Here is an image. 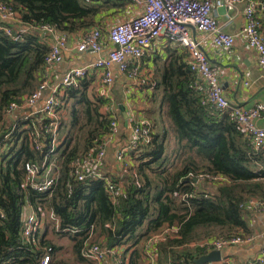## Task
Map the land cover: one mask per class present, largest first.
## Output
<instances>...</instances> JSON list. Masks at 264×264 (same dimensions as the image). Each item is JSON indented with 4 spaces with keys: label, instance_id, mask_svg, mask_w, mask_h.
<instances>
[{
    "label": "trees",
    "instance_id": "1",
    "mask_svg": "<svg viewBox=\"0 0 264 264\" xmlns=\"http://www.w3.org/2000/svg\"><path fill=\"white\" fill-rule=\"evenodd\" d=\"M5 1L17 11L19 23L12 26L18 38L0 28V264H40L49 248L50 264H62L51 258L59 248L51 241L36 237L35 247L22 241L25 205L53 211L59 219L57 231L70 237L79 264H95L81 254L90 227L102 248L122 246L120 264H149L145 241L165 227L177 230L154 246V264H196L194 260L208 252L203 245L207 239L251 233L248 201L263 193L264 183L257 180L264 179V146L254 148L230 110L206 101L203 81L189 68L186 53L176 50L163 67L164 112L177 134L178 154L199 161L191 159L172 173L166 166L163 138L151 134L112 170L105 171L104 160L100 178L76 179L72 162L111 133L112 121L100 111L108 98L99 90L89 91L90 81L84 76L64 95L71 103L69 121L60 122V142L52 152L57 162L55 186L38 192L26 185L24 163L41 161L44 151L34 148L31 131L48 120L32 116L11 121L5 109L21 102L43 80L50 47L36 27L49 24L66 33L91 29L102 1ZM41 137L48 143L51 135L42 132ZM199 173L226 180L212 192L198 190L187 204L180 194L193 189L191 182ZM107 180L123 185L116 202L106 190Z\"/></svg>",
    "mask_w": 264,
    "mask_h": 264
},
{
    "label": "built area",
    "instance_id": "2",
    "mask_svg": "<svg viewBox=\"0 0 264 264\" xmlns=\"http://www.w3.org/2000/svg\"><path fill=\"white\" fill-rule=\"evenodd\" d=\"M126 1L138 6L141 12L137 16L129 17L123 21L115 23L107 32L106 38L112 45L107 54L99 57L93 63L83 67H73L68 69L62 76L61 82L51 88V93L46 97L42 106L35 112H29L24 118L32 117L34 114L40 119H47L48 123L41 129L33 127L32 143L36 150L43 151L41 161L31 160L24 163L26 172L25 184L38 192H49L57 182V162L52 156L56 145L60 142V115L63 106L67 102L65 92L70 87H77L79 79L87 74L89 67L101 71L100 94L110 98L111 88L114 82L110 70L111 65H116L129 77L137 75V67L132 63L139 60L147 47H149L158 37L164 36L170 42L178 43L184 47L188 53L187 62L189 68L202 79L205 85L206 101L218 109L230 110L231 116L237 122L242 132L249 139L254 148L264 146V125H258L256 120L264 116V104L259 103L251 108H243L231 105L224 96L218 81L216 69L210 65L206 54L201 49L200 41L191 34V28L198 32L206 33L212 40L215 47L223 49L231 54L235 42V34L222 30L216 17L212 14L215 7L224 6L225 9L237 10V4L245 2L243 8L244 24L241 33L246 40L247 46L254 50L258 57V63L264 69V0H118ZM0 21L3 23L0 28L8 35L18 38V34L13 33L12 26L19 21L17 11L5 0H0ZM39 32L51 37L50 49L44 57V68H48L62 60V51L67 47V39L63 33L49 24H42L36 27ZM103 48V34L99 28H91L86 31L79 43L78 51L99 52ZM46 88L45 81L28 95L24 96L21 102H11L5 109L7 115H12L16 108L33 107L39 99L41 93ZM39 122V121H38ZM131 127V138L123 146H120L115 153V160L119 163L124 161L127 154L139 142L147 143L152 134L151 123L145 118H135L129 116ZM111 133L106 136L96 147L80 154L73 162L74 176L78 180L92 176L100 178L102 176L100 168L103 166L106 145L108 138L117 131L114 119L111 121ZM45 133H49L51 138L48 143L42 140ZM46 147V148H45ZM45 148V149H44ZM1 149V147H0ZM206 175L199 173L194 176V180L205 178ZM208 181L222 182L226 179L219 174L206 177ZM196 182H191L192 190L180 194L182 201L188 204V199L198 192ZM106 190L113 202L123 192L121 183L106 181ZM248 205L251 210L264 211V198H250ZM47 212L49 218L59 230V219L50 209L34 210L22 219L21 239L27 244H36V233L43 225ZM73 229L72 231H75ZM93 228L90 227L88 237L85 239L81 254L95 263H99L105 256L112 258L113 264H120L122 246L114 248H102L93 239ZM176 227H165L153 233L145 241L147 261L149 264L155 263L154 246L168 236L176 232ZM252 234L232 235L229 237H218L207 239L203 242L207 251L222 249L236 244H248L253 240ZM50 251V248L48 249ZM42 255L40 264H48L50 261L49 252ZM257 264H264V248L260 250L256 258ZM227 264V263H226ZM248 264H253L249 262Z\"/></svg>",
    "mask_w": 264,
    "mask_h": 264
},
{
    "label": "crops",
    "instance_id": "3",
    "mask_svg": "<svg viewBox=\"0 0 264 264\" xmlns=\"http://www.w3.org/2000/svg\"><path fill=\"white\" fill-rule=\"evenodd\" d=\"M101 1V9L96 16V25L93 28H99L103 34L102 50L99 52L77 50V44L83 34L89 29L73 33L58 31L59 33H63L67 39V47L62 51V60L48 68H43V80L45 81L46 88L33 107H22L13 110L11 121L23 118L29 112L38 110L46 97L51 93V88L61 82L63 74L68 69L88 66L99 57L105 56L112 47L106 38L110 27L129 17L137 16L141 12L138 6L126 1ZM245 4V2L238 3L237 10L235 9L231 13L227 9L224 11L218 7H215L212 11L222 30L236 35L231 54L226 53L221 48L215 47L211 38L206 33L198 32L191 28V34L200 41L201 49L206 54L210 65L216 69L222 92L229 103L247 109L259 103L264 104V69L258 63L256 52L247 46L246 40L240 32L245 22L243 16ZM18 23L17 21L14 26L16 27ZM40 33L50 46L52 42L51 37L45 33ZM175 50L177 52H185V58L187 59L188 53L184 47L178 43L168 41L164 36H160L145 49L143 56L139 60L132 63L133 66L137 67V75L135 77H129L126 73H122L114 64L110 66L114 79L112 94L108 98L109 101L101 107L100 111L104 114L108 113L115 120L117 131L108 138L104 158L106 164L105 171L112 170L116 164H120L115 161V153L120 146H123L131 138L130 115H133L135 118L148 119L151 123L152 134L163 138L166 166L172 173L180 171L191 159L200 160L196 156H180L178 154V137L173 125L164 112L165 104L161 78L163 67L167 63L171 53ZM85 78L90 81L89 91L97 92L100 89L101 71L99 69L89 67ZM116 98H119L122 102H117ZM70 103L71 100L67 99L66 104L62 108L60 115L61 122L69 121ZM119 105L124 106L125 116ZM33 116L37 119L40 118L37 113ZM256 123L264 125V116L258 118ZM128 161L131 163L130 160ZM257 181L264 183V179ZM194 182H196L197 190L207 193L214 191L216 185L220 183L204 179L194 180ZM257 194L254 198H264V188L263 193L257 192ZM33 211L32 206L25 205L22 219ZM43 215H45L43 234H39L38 231L36 237H43L46 240L50 238L51 243L59 247L55 254L51 253V258L58 260L64 254V249L66 248L73 252L70 237L64 233L50 234L47 228H51L47 227V225L49 223L54 225V223L49 218L47 212H43ZM249 224L251 227L250 234L254 236L253 240L248 244L230 245L220 249L221 259L218 262L210 264H248L249 262L257 264L256 258L260 250L264 248V211L251 210ZM54 231V233H60L55 229ZM72 263L78 264L76 260H73ZM95 264H113V261L111 257L105 256L102 261Z\"/></svg>",
    "mask_w": 264,
    "mask_h": 264
},
{
    "label": "water",
    "instance_id": "4",
    "mask_svg": "<svg viewBox=\"0 0 264 264\" xmlns=\"http://www.w3.org/2000/svg\"><path fill=\"white\" fill-rule=\"evenodd\" d=\"M222 8L224 11H226L224 6L218 7ZM229 13L232 12L231 9H227ZM121 108V111L123 115L125 116V109L123 105H119ZM221 259V252L219 249H213L205 254L200 255L197 257L194 261L196 264H207V263H213V262H218Z\"/></svg>",
    "mask_w": 264,
    "mask_h": 264
},
{
    "label": "rangeland",
    "instance_id": "5",
    "mask_svg": "<svg viewBox=\"0 0 264 264\" xmlns=\"http://www.w3.org/2000/svg\"><path fill=\"white\" fill-rule=\"evenodd\" d=\"M9 137V136H8ZM47 227H50L51 229H49V228H47V230L49 231V233L50 234H62V233H54L55 231H54V229H55V227H54V225L52 224V223H49L48 225H47ZM43 228H44V226L42 225V226H40L39 227V234H43ZM56 230V229H55ZM57 231V230H56ZM93 237H95V235L93 236ZM48 240L50 239V238H47ZM50 241V240H49ZM60 259V261H62L61 263L62 264H73L72 262H73V260L75 259L74 258V254H72V252L68 249V248H66V249H64V254L60 257V258H58V260ZM50 263H53V260L52 259H50V261H49V264ZM79 264V263H78Z\"/></svg>",
    "mask_w": 264,
    "mask_h": 264
}]
</instances>
